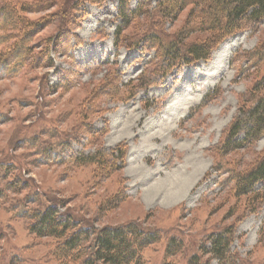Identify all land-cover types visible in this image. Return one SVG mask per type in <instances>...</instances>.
I'll return each mask as SVG.
<instances>
[{
    "label": "rangeland",
    "instance_id": "374dc122",
    "mask_svg": "<svg viewBox=\"0 0 264 264\" xmlns=\"http://www.w3.org/2000/svg\"><path fill=\"white\" fill-rule=\"evenodd\" d=\"M126 1L121 30L119 0H0V264H83L30 232L49 205L79 226L158 233L142 264H264V198L235 188L264 157V131L222 146L264 98V52L251 57L264 18L215 39L209 58L172 64L171 45L211 39L201 0L174 18L165 0ZM215 233L231 236L227 260L206 250Z\"/></svg>",
    "mask_w": 264,
    "mask_h": 264
},
{
    "label": "trees",
    "instance_id": "16d2710c",
    "mask_svg": "<svg viewBox=\"0 0 264 264\" xmlns=\"http://www.w3.org/2000/svg\"><path fill=\"white\" fill-rule=\"evenodd\" d=\"M187 1L165 0L161 4V8L165 16L174 18ZM119 2V15L124 22L122 30L127 27L132 14L128 12L126 0H119ZM200 3L206 17L205 24H208L211 31V39L189 44L183 52L180 51L179 46L177 48L171 45V48L168 49L169 53H167L168 60L172 64L180 62L183 65H188L197 60L207 59L213 44H215V39L234 33L245 21L257 22L264 18V0H201ZM73 4L72 6H74ZM1 13V17L4 18L8 11ZM61 29L64 28L61 27ZM30 32L29 29L28 34ZM154 37V35H150L147 40H154ZM261 52H264L263 45L251 53V57L258 56ZM2 57L4 54L0 52V60ZM4 62L0 61V72L5 66ZM244 117L234 119L229 126L222 143L224 148L234 149L248 140H255L263 133L264 98L246 111ZM241 134L243 137L238 138ZM122 155L123 153L120 151L119 156ZM76 158L81 163H93L96 159L94 155ZM235 183L237 194L245 195L254 201L264 198V157L248 171L237 174ZM258 185L259 187H257ZM56 208L55 205H49L30 215L32 221L29 230L38 237H51L57 240L54 253L64 260H77L86 254L83 264H142L141 251L143 248L159 240L158 233H146L134 224L124 227L104 226L98 230L93 227L79 226L76 219L71 217L64 219L66 215H62ZM92 235L93 239L90 242L89 239ZM231 240V236L228 234H211L208 237L209 247L206 250L219 260H227V251ZM176 244L178 243L174 239L169 241L166 256H171L176 252L178 247ZM162 264L173 263L165 260ZM189 264H208V261L201 263L200 256L193 255L189 259Z\"/></svg>",
    "mask_w": 264,
    "mask_h": 264
},
{
    "label": "bare ground",
    "instance_id": "6f19581e",
    "mask_svg": "<svg viewBox=\"0 0 264 264\" xmlns=\"http://www.w3.org/2000/svg\"><path fill=\"white\" fill-rule=\"evenodd\" d=\"M85 51H87V50H85ZM87 53H89V52H87ZM87 53H86V56H88V54H87ZM80 58H81V59H84L85 57H84V56H82V57H80ZM189 103H190V100H189ZM189 103H188V102H186V105H187V104L189 105ZM130 152H131V151H130ZM156 169H157V168H156ZM156 169H155V170H156ZM180 183H183V182H181V181H180ZM184 183H185V181H184ZM180 185H181V184H180ZM179 188H180V187H179ZM181 191H182V190H178V191H176V192L174 193V196H173V198H174V197H176V196H177V197H179V196H180V194H181ZM175 194H176V195H175ZM167 195H168V194H167Z\"/></svg>",
    "mask_w": 264,
    "mask_h": 264
}]
</instances>
